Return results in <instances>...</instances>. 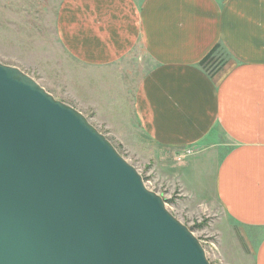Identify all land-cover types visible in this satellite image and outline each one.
Returning a JSON list of instances; mask_svg holds the SVG:
<instances>
[{"label": "crops", "instance_id": "1", "mask_svg": "<svg viewBox=\"0 0 264 264\" xmlns=\"http://www.w3.org/2000/svg\"><path fill=\"white\" fill-rule=\"evenodd\" d=\"M55 30L107 128L175 155L173 170L223 150L204 205L232 239L218 262L264 264V0H61ZM217 45L226 62L210 74L201 62Z\"/></svg>", "mask_w": 264, "mask_h": 264}, {"label": "water", "instance_id": "2", "mask_svg": "<svg viewBox=\"0 0 264 264\" xmlns=\"http://www.w3.org/2000/svg\"><path fill=\"white\" fill-rule=\"evenodd\" d=\"M0 264H212L75 107L0 62Z\"/></svg>", "mask_w": 264, "mask_h": 264}, {"label": "rangeland", "instance_id": "3", "mask_svg": "<svg viewBox=\"0 0 264 264\" xmlns=\"http://www.w3.org/2000/svg\"><path fill=\"white\" fill-rule=\"evenodd\" d=\"M60 2L0 0V62L20 68L56 99L82 112L138 169L147 187L167 201L170 212L192 228L210 262L219 264V246L221 243L227 246L232 239L228 227L222 222L219 206L204 205L211 204L215 197L218 158L223 150L196 153L186 159L188 166L173 170L174 163L170 161H176L175 155H161L156 145L148 139L119 129L116 123L107 128L102 118L111 119L109 114H104L101 108L96 111L90 106L94 99L87 93V85L93 83L87 77L91 76L86 73L85 67L76 65L57 38L55 17ZM137 84L135 82L134 86ZM121 133H129L122 144ZM184 182L192 194L184 190Z\"/></svg>", "mask_w": 264, "mask_h": 264}, {"label": "trees", "instance_id": "4", "mask_svg": "<svg viewBox=\"0 0 264 264\" xmlns=\"http://www.w3.org/2000/svg\"><path fill=\"white\" fill-rule=\"evenodd\" d=\"M219 49V45L215 46L201 62L202 68L210 74L218 72L225 65V58L218 56ZM198 226L202 227V225Z\"/></svg>", "mask_w": 264, "mask_h": 264}]
</instances>
